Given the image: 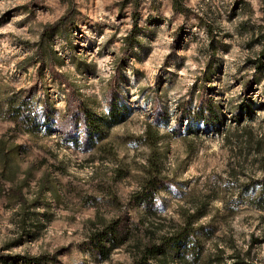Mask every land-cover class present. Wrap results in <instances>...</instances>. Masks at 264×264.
Wrapping results in <instances>:
<instances>
[{
  "label": "rangeland",
  "instance_id": "obj_1",
  "mask_svg": "<svg viewBox=\"0 0 264 264\" xmlns=\"http://www.w3.org/2000/svg\"><path fill=\"white\" fill-rule=\"evenodd\" d=\"M179 1L0 0V263L133 264L165 236L160 264H264V0ZM189 104L221 124L188 134Z\"/></svg>",
  "mask_w": 264,
  "mask_h": 264
},
{
  "label": "trees",
  "instance_id": "obj_2",
  "mask_svg": "<svg viewBox=\"0 0 264 264\" xmlns=\"http://www.w3.org/2000/svg\"><path fill=\"white\" fill-rule=\"evenodd\" d=\"M173 1L175 3L176 10L183 12V8L180 6V1ZM48 36L49 35L47 32L43 35L44 38ZM262 40V57L264 58V34L262 35ZM117 108V104L115 103L110 107V118L114 119L116 117ZM12 114L17 119L21 117V111L15 110ZM32 114V112L28 113L26 116H24V119L26 118V122L34 126V130L36 132L40 125L35 122L37 125L35 126V124L32 122L34 121ZM46 118L47 117H45V119ZM80 119H82L85 123L86 143L91 148H95L98 143L104 139L98 135V131L102 130L104 123L96 118L95 113L90 109H87L85 111L84 117H81ZM182 119L191 122V125L188 129V134L195 132L197 134V132H199L200 128L202 127H204L201 129L202 131L213 130L221 124V119L217 114V110L211 105H200V107L194 109L192 108V105L189 104L183 110ZM105 125L107 124L105 123ZM200 125L202 127H199ZM154 142L155 143H151V146H154V144L157 143L156 140ZM156 181L157 180L154 177L149 178L146 181V185L144 186L142 193L137 197L139 202L148 200V198L153 194L152 191L158 190L159 186L157 185ZM130 234L131 233H129L125 227L124 219H117L94 231L90 237V246L92 250H94L103 260H107L115 250L122 248L132 241V235ZM179 240L180 238L177 237L168 238L163 236L158 242L148 241L142 245L140 243L137 245L138 247L141 245L139 247L138 257L134 259L133 264H160L166 255V248L171 244L178 242ZM53 260L54 258L50 256L31 257L17 255L11 258L9 264H52Z\"/></svg>",
  "mask_w": 264,
  "mask_h": 264
}]
</instances>
